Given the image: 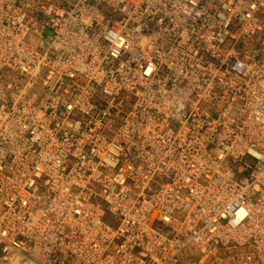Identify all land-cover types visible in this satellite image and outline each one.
Returning <instances> with one entry per match:
<instances>
[{"label":"built area","instance_id":"obj_1","mask_svg":"<svg viewBox=\"0 0 264 264\" xmlns=\"http://www.w3.org/2000/svg\"><path fill=\"white\" fill-rule=\"evenodd\" d=\"M263 67L264 0H0V264H264Z\"/></svg>","mask_w":264,"mask_h":264},{"label":"bare ground","instance_id":"obj_2","mask_svg":"<svg viewBox=\"0 0 264 264\" xmlns=\"http://www.w3.org/2000/svg\"><path fill=\"white\" fill-rule=\"evenodd\" d=\"M88 19L91 20V17L88 16ZM113 66V64L110 66V68ZM263 74H264V67L256 69L255 75L256 78L260 81V86L264 87V79H263ZM165 244V243H164ZM214 251L219 252V249L217 247L214 248Z\"/></svg>","mask_w":264,"mask_h":264}]
</instances>
